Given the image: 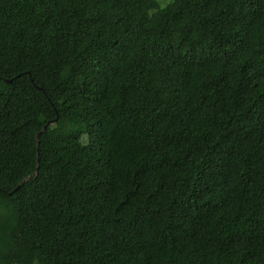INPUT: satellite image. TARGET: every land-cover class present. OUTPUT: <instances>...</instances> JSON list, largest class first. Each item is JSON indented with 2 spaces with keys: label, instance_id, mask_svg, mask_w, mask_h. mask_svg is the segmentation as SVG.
Here are the masks:
<instances>
[{
  "label": "trees",
  "instance_id": "16d2710c",
  "mask_svg": "<svg viewBox=\"0 0 264 264\" xmlns=\"http://www.w3.org/2000/svg\"><path fill=\"white\" fill-rule=\"evenodd\" d=\"M160 4L0 0V264H264V0Z\"/></svg>",
  "mask_w": 264,
  "mask_h": 264
},
{
  "label": "water",
  "instance_id": "95a60500",
  "mask_svg": "<svg viewBox=\"0 0 264 264\" xmlns=\"http://www.w3.org/2000/svg\"><path fill=\"white\" fill-rule=\"evenodd\" d=\"M7 81H11L10 79H8ZM31 81L33 82V80L31 79ZM33 84L35 85V86H37L34 82H33ZM52 121L53 120H49L44 126H43V128L41 129V131H43L45 128H46V126L48 125V124H50V123H52ZM38 135V133H36V136ZM37 170H38V164H37V166H36V170H35V172H37ZM28 178V177H27Z\"/></svg>",
  "mask_w": 264,
  "mask_h": 264
},
{
  "label": "rangeland",
  "instance_id": "374dc122",
  "mask_svg": "<svg viewBox=\"0 0 264 264\" xmlns=\"http://www.w3.org/2000/svg\"><path fill=\"white\" fill-rule=\"evenodd\" d=\"M166 1L168 2L169 0H159V3H161L160 5H164ZM85 151H86V149H85Z\"/></svg>",
  "mask_w": 264,
  "mask_h": 264
}]
</instances>
